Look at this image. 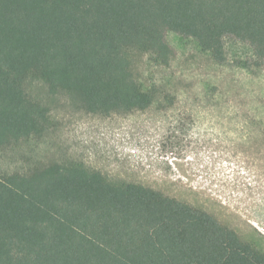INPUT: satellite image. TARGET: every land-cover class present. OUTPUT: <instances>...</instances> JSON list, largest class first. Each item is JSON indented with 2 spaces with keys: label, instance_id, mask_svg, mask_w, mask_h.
Listing matches in <instances>:
<instances>
[{
  "label": "trees",
  "instance_id": "trees-1",
  "mask_svg": "<svg viewBox=\"0 0 264 264\" xmlns=\"http://www.w3.org/2000/svg\"><path fill=\"white\" fill-rule=\"evenodd\" d=\"M229 42L264 72V0H0V153L50 129L34 84L102 116L220 107L216 86L181 90L172 67L227 69ZM0 264H264V250L206 202L67 161L0 175Z\"/></svg>",
  "mask_w": 264,
  "mask_h": 264
},
{
  "label": "rangeland",
  "instance_id": "rangeland-1",
  "mask_svg": "<svg viewBox=\"0 0 264 264\" xmlns=\"http://www.w3.org/2000/svg\"><path fill=\"white\" fill-rule=\"evenodd\" d=\"M226 52L224 70L205 61L172 67L181 90L216 86L220 107L191 97L164 111L102 116L32 85L29 93L49 108L50 129L2 151L0 175L80 162L112 180L206 202L264 250V72L253 77L238 66L254 59L247 45L229 42Z\"/></svg>",
  "mask_w": 264,
  "mask_h": 264
}]
</instances>
